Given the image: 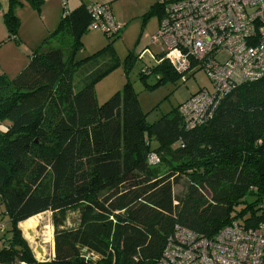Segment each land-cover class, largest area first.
Wrapping results in <instances>:
<instances>
[{
  "label": "trees",
  "instance_id": "16d2710c",
  "mask_svg": "<svg viewBox=\"0 0 264 264\" xmlns=\"http://www.w3.org/2000/svg\"><path fill=\"white\" fill-rule=\"evenodd\" d=\"M25 1L40 10L42 0ZM159 1L146 17H161ZM21 5L8 0L3 14L6 39L18 44ZM86 5L61 15L12 79L0 74V201L11 222L0 264H156L175 225L213 237L232 221H264V77L238 85L191 128L182 103L148 123L128 82L98 105L94 84L119 59L111 41L74 59L90 23ZM151 58L141 77L180 79L163 54ZM152 153L176 166L160 175ZM47 210L54 255L38 261L17 223Z\"/></svg>",
  "mask_w": 264,
  "mask_h": 264
},
{
  "label": "built area",
  "instance_id": "2783aa9c",
  "mask_svg": "<svg viewBox=\"0 0 264 264\" xmlns=\"http://www.w3.org/2000/svg\"><path fill=\"white\" fill-rule=\"evenodd\" d=\"M67 1L61 0L63 16L69 13ZM159 3L163 12L150 43L159 48L181 81H186L187 73L202 69L213 84V91L200 89L179 106L191 128L212 118L238 85L264 77V0ZM86 10L88 30L111 36L122 29L107 2H90ZM220 54L224 57L219 58ZM158 161L156 153L149 155L150 165ZM156 264H264V221L253 228L232 221L213 237L175 225Z\"/></svg>",
  "mask_w": 264,
  "mask_h": 264
},
{
  "label": "rangeland",
  "instance_id": "374dc122",
  "mask_svg": "<svg viewBox=\"0 0 264 264\" xmlns=\"http://www.w3.org/2000/svg\"><path fill=\"white\" fill-rule=\"evenodd\" d=\"M80 1L86 0H68L67 8L69 11L74 9L75 5L79 6L82 4L79 3ZM155 1L157 0H108L107 3L109 4L111 13L115 20L122 24V29L117 34L113 35V37H107L102 31L87 30L82 34L80 38V47L75 51L74 55L75 60L82 59L111 41L119 59V64L115 69L94 84L96 101L98 105L102 104L114 93L118 91L121 92L124 83L128 82L137 95L139 106L142 112L146 114V121L148 123H153L161 116L170 113L175 107L185 102L189 96L200 89L206 88L209 91H213V84L202 69H198L193 73H187L185 77H188L185 82L178 78L175 82L165 80L155 85L157 77L153 74L141 77V68L151 67L155 63L150 57V54H157L159 51L156 45L150 43V39L154 36L158 27L159 15L157 12L148 17L145 15L151 3ZM59 2L62 15L63 6L61 0H59ZM90 2L99 1L92 0ZM22 10L23 27L21 26L18 32L22 34L23 40L25 38L28 43H33L34 45L38 44L34 48H29V44H26L25 41L17 45L19 51L22 52V63H24V66H22L19 71L25 67L31 52L35 50L41 42V40L39 42L32 41L31 30L28 29L31 28V25H34L31 14H34L36 19L39 20L40 12L34 9L29 2H27V7L26 5H21L20 11ZM17 16L20 20L19 13ZM58 19L56 20V26L58 24ZM39 24H42L43 28L46 27L41 21H39ZM54 28H51L47 32V36ZM62 36L63 35L57 37V40H51L50 44L55 46L58 42L61 43L60 37ZM218 57L223 58L224 54H220ZM18 72L11 76L2 73L7 78L12 79ZM174 166H176V163L171 161L159 163L156 168H158L160 175H163L169 172L170 168ZM184 183L185 180L182 178L178 184L173 186L175 195L184 192ZM262 210H264V203H262ZM74 216V213H70L68 215V220ZM31 219L33 222H29ZM0 223L5 231L3 235L0 231V236H5L4 240H7L6 236L9 235L8 230L10 229L11 222L5 214V207L1 201ZM17 225L20 229L21 236L27 241L34 257L38 261H43L44 258H49L51 256L50 246L53 240V217L51 211L47 210L40 212L17 223ZM36 238L37 240H35ZM37 246L41 247V253L37 251Z\"/></svg>",
  "mask_w": 264,
  "mask_h": 264
},
{
  "label": "crops",
  "instance_id": "0c3cea01",
  "mask_svg": "<svg viewBox=\"0 0 264 264\" xmlns=\"http://www.w3.org/2000/svg\"><path fill=\"white\" fill-rule=\"evenodd\" d=\"M92 0H86V1H80L79 3H88ZM99 2H108V0H97ZM152 4V3H151ZM22 5H26L27 7V1L22 0ZM77 6V5H75ZM74 6V8H75ZM8 8V0H0V74H6L7 76L14 75L16 72L24 66L23 60H22V52L19 51V48H17L18 43L13 41L12 39H6L7 32L6 28L4 26L3 22V14ZM21 8V6H20ZM20 8L18 7L16 9V14L20 16V27H23V19H22V11H20ZM20 11V12H19ZM34 11V10H33ZM39 20L36 19V16L34 14H31V19L34 22V25H31V28H28L31 30V40L34 42H39L47 36V32L56 26V20L58 19V22L61 17V8H60V2L59 0H42V5L40 6L39 10ZM39 21L43 23L46 27L43 28L42 24H39ZM20 42H24L26 44H29V48H34L36 45L33 43H28V41L24 38L22 34L18 32L17 35ZM40 42V43H41ZM39 43V44H40ZM18 50V51H17ZM29 50V49H28ZM17 70V71H16ZM3 72V73H2ZM50 257L44 258V260H48L53 257L54 255V245L53 240L52 244L50 246ZM43 260V259H42Z\"/></svg>",
  "mask_w": 264,
  "mask_h": 264
},
{
  "label": "water",
  "instance_id": "95a60500",
  "mask_svg": "<svg viewBox=\"0 0 264 264\" xmlns=\"http://www.w3.org/2000/svg\"><path fill=\"white\" fill-rule=\"evenodd\" d=\"M29 233H30V232H29ZM35 240H37V238H36ZM36 249H37V251H38V252H40V253L42 252V250H41V247H40V246H37V248H36Z\"/></svg>",
  "mask_w": 264,
  "mask_h": 264
},
{
  "label": "bare ground",
  "instance_id": "6f19581e",
  "mask_svg": "<svg viewBox=\"0 0 264 264\" xmlns=\"http://www.w3.org/2000/svg\"><path fill=\"white\" fill-rule=\"evenodd\" d=\"M29 222H33V220L31 219V220H29Z\"/></svg>",
  "mask_w": 264,
  "mask_h": 264
}]
</instances>
